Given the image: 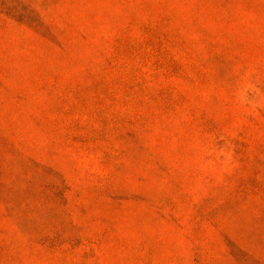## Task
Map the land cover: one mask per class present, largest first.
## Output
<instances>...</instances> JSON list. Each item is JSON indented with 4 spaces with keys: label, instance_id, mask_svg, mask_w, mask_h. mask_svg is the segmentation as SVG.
<instances>
[{
    "label": "rangeland",
    "instance_id": "obj_1",
    "mask_svg": "<svg viewBox=\"0 0 264 264\" xmlns=\"http://www.w3.org/2000/svg\"><path fill=\"white\" fill-rule=\"evenodd\" d=\"M0 264H264V0H0Z\"/></svg>",
    "mask_w": 264,
    "mask_h": 264
}]
</instances>
